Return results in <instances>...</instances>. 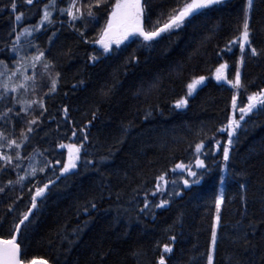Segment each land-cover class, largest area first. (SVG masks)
<instances>
[{
    "label": "trees",
    "instance_id": "1",
    "mask_svg": "<svg viewBox=\"0 0 264 264\" xmlns=\"http://www.w3.org/2000/svg\"><path fill=\"white\" fill-rule=\"evenodd\" d=\"M120 1L15 0L13 9V0H0L3 63L13 59L16 34L50 10L30 45L56 81L54 92L50 84L26 110L11 94L0 98V156L12 158L0 159V238L11 236L36 190L48 185L19 231L23 262L207 264L220 196L212 264H264V105L231 137L221 131L239 56L237 107L264 89V0H253L248 18L255 56L232 43L243 31L246 0H222L156 39L136 35L105 52L97 40ZM189 2L142 0L144 30ZM71 3L79 19L61 11ZM201 77L177 109L189 82ZM67 143L80 150L76 167L64 173Z\"/></svg>",
    "mask_w": 264,
    "mask_h": 264
},
{
    "label": "snow or ice",
    "instance_id": "2",
    "mask_svg": "<svg viewBox=\"0 0 264 264\" xmlns=\"http://www.w3.org/2000/svg\"><path fill=\"white\" fill-rule=\"evenodd\" d=\"M26 2L28 4H31L33 2V0H26ZM222 0H192L191 3H187L185 4V6L179 10L176 14L171 15L169 17V22L165 23L162 27H160L159 29L156 30H152V31H145L143 26H142V22H141V16L143 13V7L141 5L140 0H134L133 3H117L115 5V10L112 13V20H110L108 22L107 28L105 29L101 40L99 41L102 45V47L104 48V51L107 52L109 51V42H106L104 37H107L109 32H111L114 28L116 27H120V26H124L125 27V32H124V39H127L128 35L130 34H139L140 36H143V38L145 40H151L153 38H155L156 36H158L161 32H165L167 30H169L170 28H172L173 26L179 27L180 24L183 22V20L189 16L190 14H192L193 12L199 10V9H203V8H207L209 6H211L212 4H218L221 3ZM253 0H248V8L250 9L252 6ZM13 9H15L16 7V3L15 0H13V4H12ZM75 7L74 3H71L69 8L67 9H62L61 11L63 13H67V15L71 16L73 20L75 19H79L80 17L77 16L72 9ZM122 9H130L133 11H129V12H122ZM79 11V9H77V12ZM89 16L93 15V13L91 11H89L88 13ZM15 19L19 22L22 19V13L16 15ZM44 21H49V13L48 11L44 12V17H43V21L41 23H43ZM50 22V21H49ZM25 31H28L27 29H25ZM237 42H239V48L240 50L243 52L245 50V47L248 46L250 47L251 50V54L253 56L257 55V50L255 48H251V42H250V32H249V23H248V17L247 14L245 16V20H244V24H243V31L241 33V36L237 38V40H234L232 43L236 44ZM117 43H119V41H117ZM43 53H41L39 56L35 57L34 59L39 60L40 56H42ZM93 59H95V57H93ZM46 68L49 66L47 64L44 65ZM222 67H226V65L222 66ZM218 75H217V79H224L223 75L220 73V70H217ZM204 78L201 77L199 80L194 81L193 84H190L189 87V95L192 94V90H194L195 85L197 84H201L203 83ZM229 83L232 84L233 88H240L241 85V76H240V72L236 71L235 73V80L234 81H229ZM5 89L7 91V85H5ZM56 89V81L53 80L52 81V85H51V90L54 92ZM11 91L15 92L16 89L12 88ZM248 105L247 107H240L239 111L243 114H247L248 112H250L254 107H256V104L259 103L261 105H264V93H259L256 95H252L248 97ZM35 103V101H34ZM186 101H180L177 103V107H181L183 104H185ZM43 106L42 102H41V107ZM233 108L236 109L237 105H236V101H235V97L233 98ZM9 112L12 111V109L8 110ZM67 111V109H65V112ZM240 119H243V115L240 117ZM31 123H36L35 120L31 121ZM240 124L239 121L236 120L235 118L232 119V121L229 123V125L227 126L226 129H221V131H228V135L229 137H231L232 135H234L235 133V129L239 128ZM29 131H32L31 128H29ZM86 139V137H85ZM229 144L232 143L231 139H229L228 141ZM11 144L15 145L16 142L12 141ZM17 147H19V145H16ZM61 147H64V145H61ZM203 148V144H198L196 146V152H200L201 149ZM79 148L75 149L76 153H79ZM223 156H224V160L227 161L229 158V150L228 148H224L223 149ZM78 155L76 157H73L70 159L69 163L66 164L63 168V172L67 173L69 172L71 169H74L76 167V163L75 160L78 159ZM0 159H3L5 161H7L8 163H11V157L10 156H0ZM17 159H19V155H17ZM197 166L199 167H203V161L197 160ZM177 168L184 170L185 166L183 164H178L176 166ZM189 175L195 176L196 173L191 171L189 169ZM21 179H23V177H21ZM161 180L164 179V177L160 178ZM188 182L185 181V185L187 186ZM48 187V185H45L44 188H41L39 190H37L35 196L33 197V204L32 207L35 208L36 205V197L42 196L45 189ZM222 197L220 199H218L217 201V212H219V208H220V204L222 203ZM160 207H162L163 205H159ZM145 207H147V204L145 205ZM218 219V218H217ZM28 220V214L24 215L23 220H21L19 222V224H17L15 226V231L19 232V225L23 224L24 221ZM215 240H216V232L215 230H213L212 233V242L213 244H215ZM0 244H3L5 247H3L2 249H0V264H21V260L19 259V246L18 244L15 242V237H13L12 239L9 240H3L0 241ZM171 248L168 246H165L164 251L165 252H171ZM32 264H35V261L32 262ZM41 264H47L46 261H41ZM160 264H164V259L161 258L160 260ZM208 264H212V256L209 255L208 256Z\"/></svg>",
    "mask_w": 264,
    "mask_h": 264
},
{
    "label": "rangeland",
    "instance_id": "3",
    "mask_svg": "<svg viewBox=\"0 0 264 264\" xmlns=\"http://www.w3.org/2000/svg\"><path fill=\"white\" fill-rule=\"evenodd\" d=\"M133 0H121L118 3H132ZM115 10V7L111 10L109 13V17L107 19V22L105 23L103 29L107 27L108 22L112 20V13ZM48 11L49 13V19L51 16L50 10H44L41 17L38 19V21L33 25V26H28L22 28L15 36L13 40V44L11 46V54L13 59L9 61L8 63H3L0 62V98L3 96H6L8 94H11L12 98L17 101L16 103L18 104V108L22 110H26L30 107H33L37 104H40V99L41 95L44 94V91L50 87V84L52 85V81L55 80L54 74L52 71L49 70V68L45 67L44 62L42 61V58L40 56L39 60L34 59L35 57L40 55V52L33 50V45H30L31 40H32V35L35 34L36 32H39L42 30V27L48 22L43 21L44 17V12ZM122 12H129L132 11L130 9H122ZM249 13L250 9L248 8V0L245 1V15H244V20L245 16L247 14V17L249 18ZM244 24V23H243ZM27 29L28 31H25ZM102 29V30H103ZM124 30L125 27L122 25L120 26V38L117 40H114L112 42H109V46H114L118 45L121 42H124L134 36L128 35L127 39H124ZM102 33V32H101ZM100 41V39L97 40V43ZM119 41V43H117ZM98 45V44H97ZM99 47L103 48L102 45L99 42ZM241 66H242V60L241 57L239 56L237 59V69L236 71L241 72ZM200 78L193 79L191 82L186 87V92L185 95L179 99L175 103V107L177 109L183 108L186 103L188 97L192 96L196 88H198L201 84H197L194 87V90H192V94L189 95V85L193 84L194 81L199 80ZM235 80V76L233 81ZM5 85H7V91L5 89ZM12 88H15L16 91L13 92L11 91ZM239 89V88H238ZM237 88H233V97L231 101V111H230V116H229V123L232 121L233 118L239 121L240 123V117L245 114L241 113L239 111V108L237 107L236 109L233 108V98L235 97V101L237 103ZM259 93H264V89L253 93L252 95H256ZM250 95V96H252ZM249 97V96H248ZM247 97V102L245 104V108L247 107L249 101ZM35 101V103H34ZM180 101H186L185 104H183L181 107H177V103ZM260 105L259 103L256 104V107H254L251 111L255 110L257 106ZM250 111V112H251ZM248 112V113H250ZM247 113V114H248ZM246 114V115H247ZM236 130V129H235ZM64 147H61L64 150L65 153V159L64 162L62 163V171L63 168L66 164L69 163L70 159L73 157H76L79 153L75 152L76 148H79L78 145L73 144V143H67L63 144ZM227 148V147H225ZM77 159L75 160L76 163ZM73 170V169H71ZM70 170V171H71ZM221 175H224V166L221 168ZM221 197L219 196L218 199ZM217 199V201H218ZM217 209L215 212V216L213 219L212 223V233L213 230H216L217 227ZM212 233H211V238H210V244H209V249H208V255H207V264H208V256L211 255L213 259V249H214V244L212 242Z\"/></svg>",
    "mask_w": 264,
    "mask_h": 264
},
{
    "label": "water",
    "instance_id": "4",
    "mask_svg": "<svg viewBox=\"0 0 264 264\" xmlns=\"http://www.w3.org/2000/svg\"><path fill=\"white\" fill-rule=\"evenodd\" d=\"M134 2V0L132 1V3ZM140 2H141V5H142V0H140ZM192 2V0H190V2L189 3H191ZM181 10V9H180ZM133 11V10H132ZM179 11V10H178ZM177 11V12H178ZM202 11V9H199V10H197V11H195V12H193L192 14H190L189 16H187L184 20H183V22L184 21H186V20H189V19H191L192 17H194L195 15H197L198 13H200ZM176 12V13H177ZM175 13V14H176ZM167 22H169V19L168 20H166L160 27H162L165 23H167ZM182 22V23H183ZM159 27V28H160ZM175 26H173L172 28H174ZM107 27H105L103 30H102V34H101V38H102V35H103V33H104V31H105V29H106ZM159 28H157V29H159ZM172 28H170V29H172ZM169 29V30H170ZM169 30H167V31H165V32H168ZM124 32H125V30H124ZM165 32H161L158 36H160L161 34H163V33H165ZM130 35H132V36H136V35H138V36H140L138 33L137 34H130ZM158 36H156L155 38H153V39H156ZM141 38H143V36H140ZM120 38V27H116V28H114L111 32H109V34H108V36L107 37H104V39H105V41L106 42H112V41H114V40H117V39H119ZM144 39V38H143ZM101 40V39H100ZM240 120H242V119H240ZM42 188H44V186L42 187ZM41 189V188H40ZM39 190V189H38ZM36 192H37V190H36ZM36 192H35V194H36ZM35 194H34V196H35ZM39 199V197H36V200H38ZM31 210H32V206L27 210V212L25 213V214H28V216H29V214H30V212H31ZM23 218H24V216L18 221V223L17 224H19V222L21 221V220H23ZM16 224V225H17ZM15 225V226H16ZM21 226H22V224H20L19 225V231H20V228H21ZM18 236H19V232H16L15 231V228H14V230H13V232H12V234H11V236L9 237V238H0V241H3V240H9V239H12L13 237H15V242L18 244ZM18 246H19V244H18ZM3 247H5L3 244H0V249H2ZM19 249H20V246H19ZM19 259L21 260V258H20V251H19ZM33 261H35V264H41V261H46V260H44V259H41V258H37V259H33V260H31V261H29V262H23L22 260H21V264H32V262ZM47 262V264H51V263H49L48 261H46Z\"/></svg>",
    "mask_w": 264,
    "mask_h": 264
},
{
    "label": "flooded vegetation",
    "instance_id": "5",
    "mask_svg": "<svg viewBox=\"0 0 264 264\" xmlns=\"http://www.w3.org/2000/svg\"><path fill=\"white\" fill-rule=\"evenodd\" d=\"M99 45V42L97 43ZM101 44V43H100Z\"/></svg>",
    "mask_w": 264,
    "mask_h": 264
}]
</instances>
